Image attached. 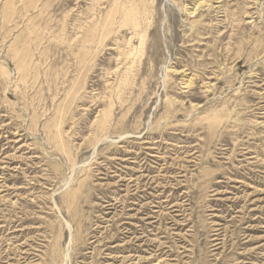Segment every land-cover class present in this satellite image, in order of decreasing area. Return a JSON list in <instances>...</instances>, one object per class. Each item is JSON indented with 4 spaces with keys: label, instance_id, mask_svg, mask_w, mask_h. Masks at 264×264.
<instances>
[{
    "label": "rangeland",
    "instance_id": "obj_1",
    "mask_svg": "<svg viewBox=\"0 0 264 264\" xmlns=\"http://www.w3.org/2000/svg\"><path fill=\"white\" fill-rule=\"evenodd\" d=\"M195 2L0 0V264H264V0Z\"/></svg>",
    "mask_w": 264,
    "mask_h": 264
},
{
    "label": "bare ground",
    "instance_id": "obj_2",
    "mask_svg": "<svg viewBox=\"0 0 264 264\" xmlns=\"http://www.w3.org/2000/svg\"><path fill=\"white\" fill-rule=\"evenodd\" d=\"M214 2H215V0H196V2L194 3V7L191 9V11H190V9H188V11H189V16H195L198 12V10L200 9V8H204V7H206V6H208L209 7V9H212V8H214L213 6H214ZM218 2H220V1H218ZM222 2V1H221ZM148 5V4H147ZM259 5V4H258ZM148 7V6H147ZM123 10V23H125L126 25H131L133 28H134V34H135V36H137V35H139L140 37V41H141V45L143 44V42H144V37H143V35L141 34V31H140V26H141V21H140V17H139V12L137 11V9L136 8H123L122 9ZM149 10V9H148ZM148 12V11H147ZM144 14V13H143ZM142 14V15H143ZM93 23H94V21H93ZM174 28V27H173ZM126 30V29H125ZM153 30V29H152ZM186 30V29H185ZM190 30V29H189ZM179 31V30H178ZM220 42V41H219ZM206 46V45H205ZM229 46V45H228ZM116 48V47H115ZM142 48V47H141ZM135 49H136V47H130L129 49H126V50H124V51H120V55L122 56H125V58H124V62L122 63V64H126V61L129 59V57H132L133 55H134V51H135ZM234 50V49H233ZM232 54V53H231ZM230 55V54H229ZM237 63V62H236ZM255 63H256V61H255ZM250 65V64H249ZM120 68H122V67H120ZM120 68H118V70H120ZM223 69V68H222ZM251 69V68H250ZM174 70V69H173ZM176 71V70H175ZM168 72V71H167ZM169 72H170V70H169ZM186 72V71H185ZM222 72V71H221ZM223 72H224V70H223ZM185 75H188V73H185ZM247 75V74H246ZM194 77H190V78H185L184 79V84H185V87L186 88H190V87H193L194 86V84H195V82H194ZM88 84V83H87ZM224 85V84H223ZM222 98H223V96H222ZM78 101V100H77ZM201 108V107H200ZM72 110V109H71ZM111 111V110H110ZM198 112V111H197ZM55 113V112H54ZM231 113V112H230ZM194 116V115H193ZM63 117V116H62ZM103 122H106V121H103ZM105 123H103V125H104ZM214 124H217V121L215 120V122H214ZM148 128V127H147ZM110 136V135H109ZM118 140V139H117ZM112 141V140H111ZM245 143V142H244ZM116 144V143H115ZM91 145V144H90ZM83 149V148H82ZM80 151V150H79ZM246 154V153H245ZM78 155V154H77ZM78 158V157H77ZM254 158V157H253ZM250 159V158H249ZM57 181V180H56ZM71 183H72V181H71ZM63 190V189H62ZM70 195L72 196V195H74V194H71L70 193ZM109 207V206H108ZM67 221V220H66ZM69 221V220H68ZM67 221V225H68V228L69 229H71V224H70V222H68ZM73 240V237H71L70 238V240ZM95 253V252H94ZM69 255L68 254H66L65 255V259H66V261H65V263L67 262L68 263V261H69ZM66 263V264H67ZM241 263V262H240Z\"/></svg>",
    "mask_w": 264,
    "mask_h": 264
}]
</instances>
